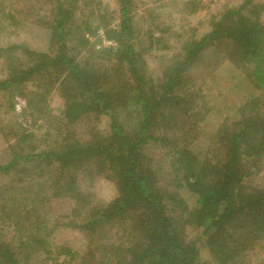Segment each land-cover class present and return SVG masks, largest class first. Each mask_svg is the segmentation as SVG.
I'll return each mask as SVG.
<instances>
[{
    "label": "trees",
    "instance_id": "1",
    "mask_svg": "<svg viewBox=\"0 0 264 264\" xmlns=\"http://www.w3.org/2000/svg\"><path fill=\"white\" fill-rule=\"evenodd\" d=\"M9 1L23 8L3 13L0 3V33L12 26L10 35L16 36L17 18L32 16L28 24L39 27L45 48L26 47L18 35L16 42L0 48L7 72L0 89L14 87L25 97L29 91L27 108L45 126L53 119L46 105L50 90L62 106L52 130L57 141L49 135L44 149L37 150L35 143L24 153L9 146L11 158L0 165V196L5 191L20 196L2 204L0 223L9 227L12 219L17 225L24 212L31 228H37L22 241L8 240V228L0 227V264H19L18 250L25 262L41 253L44 264L50 260V244L69 243L74 232L86 244L54 252L61 259L58 264H243L239 259L264 237V188L247 185L264 158V3L239 0L200 37L184 38L153 80L143 55L160 49L166 29L134 31L128 15L132 0H115L121 18L105 32L115 46L101 48L83 34L81 25L89 34L92 27L79 24L76 0ZM179 4L180 13L182 8L196 10L195 1ZM214 52L226 61L219 68L239 77L232 90L247 83L260 94H250L239 106L227 105L224 111L231 114L216 127L207 124L212 131L199 142V153L192 147L201 132L197 122L205 119L196 120L200 111L189 112L192 86L186 72L198 58ZM21 61L26 68L14 69ZM45 75L49 80L43 82ZM102 120L109 129L100 135L90 126ZM33 135H23L19 142L28 143ZM19 173L29 177L26 192L17 186ZM103 183L114 193L94 206ZM182 193L189 195L191 206ZM55 206H66L61 217L49 213ZM39 214H50V222ZM113 222L123 236L114 244L95 242L97 230H118L106 226ZM201 249L206 258H200Z\"/></svg>",
    "mask_w": 264,
    "mask_h": 264
},
{
    "label": "rangeland",
    "instance_id": "2",
    "mask_svg": "<svg viewBox=\"0 0 264 264\" xmlns=\"http://www.w3.org/2000/svg\"><path fill=\"white\" fill-rule=\"evenodd\" d=\"M179 1L183 2L186 0H132V8H134L128 15L132 18L134 31L143 32L146 30V28L153 27L154 29V26H159V30L163 28L166 29L164 40H162L161 44H159L157 47L160 49H156L153 51L154 53H147L143 55V61L147 68V74L153 78V80H157L160 77V73L169 63L167 60L173 56L175 53V48L184 38H191L194 35L200 37L204 32L210 29L209 26L212 20V24H214L216 21H218V17L222 15L226 9L235 8L239 3V0H188L191 3L192 1L196 2V6L194 7L196 9L195 12H192L191 8H182L183 11L180 13L179 10L176 9L177 7H183L181 4H179ZM258 1L264 3V0ZM15 2L16 1L12 2L9 0H5L3 2L0 0V3H3L1 5L3 8L2 12L8 13L10 9L16 7L23 8V5L20 2L16 4ZM75 2L77 4L76 18L78 19L79 24L87 22V24L92 27L90 28L92 33L89 34L87 31H85L84 25H81L83 34L88 38L89 42L95 44V47L97 48L108 45L110 47H114L115 43L106 37L105 32L106 30H109V28H115L119 24L121 15L119 14L118 3H116L115 0H91V2L90 0L89 2L84 0H76ZM98 5H100V9L98 8ZM102 9L105 11H101ZM145 12L150 14L151 18L144 14ZM262 12L263 15L261 18L263 19L264 11ZM99 16L104 17L102 21L98 20ZM17 19L21 23L19 27L20 30L16 33V36L18 35L19 37V42L26 47L35 50H43L45 45L44 41L42 40L41 31L40 33L38 32L39 27H31V25L28 24V21L32 19V16L29 18H27V16H19ZM9 28L10 31L6 30V32L0 33V48H4L10 42H16L17 40L16 36L12 34L10 35V33L13 32L12 26ZM154 34L157 36L160 35L158 31ZM133 43L136 44L135 39H133ZM5 58L6 56L0 55V79L5 77L7 73L4 67ZM224 62L226 61H224L222 55L214 52V54H211V56L203 55L201 58H198L194 65L190 66L186 72L187 77L191 81L190 86H192V98H190V100L188 99L190 106L189 112L200 111V114L195 117L196 120L198 118V121L202 120V116L205 119L204 124L197 122V126L201 129V132L194 142L195 145L192 147L195 152L200 153V150H202L203 146L201 143L199 144V142L204 138L208 139L206 135L212 131L210 127H207L206 125L212 124L214 127H216L218 121L221 122V119L223 120L225 116L231 114V111L228 113L224 111V108L227 105L228 108L229 106L233 107V105L239 106L249 98L250 94H254L255 96L260 94L259 90L252 91L250 85L247 83L240 84L241 87L232 90V86L239 77L235 74V72L229 70L226 71V67L222 66V68H219ZM17 64L18 65L13 67L16 70L26 68L24 61L18 62ZM46 80H49V75L44 76L43 82ZM42 90L44 91V88H42ZM54 91V89L50 90V93L46 96L47 109L49 110V114L53 119L47 124V126H45L43 125L44 122L40 119L35 122V118H37L39 115L34 114L32 116L31 112L27 108V97H31L29 91H27V97H25L21 96L19 90L15 89L14 87L0 89V165L5 164L7 160L11 158L9 154V146H12L13 150L15 151L24 153L29 151V148L34 146L35 143L37 150L44 149V139L50 138L49 135H51L50 141L58 140L57 134L52 133V130L53 127L57 126V120L62 103L54 94ZM146 92H150L148 87ZM221 95L225 98V104L223 103ZM133 109L134 107H131L130 110L127 111L130 113V118L128 117L126 120L131 119ZM90 128L93 132L103 135L105 134L106 130L108 131L109 126H107V123L105 124V122L102 120L100 122L97 121L96 123L93 121ZM31 132L34 134L33 137L35 139L24 144L19 142L21 140L20 137L30 134ZM41 139H43L42 142H39ZM146 150L150 152V149L147 148ZM19 175L21 177V181L17 184V186L22 188V192H26L24 187H26L25 182L27 179H29V177L26 175L24 178L22 173H19ZM159 176L161 177V175ZM162 176L168 182V177L165 174ZM171 179L172 178H170V180ZM2 183L3 180L1 178L0 187ZM170 183L171 181L167 183V187L170 186ZM247 185L255 188H264V158L259 172L256 174L254 173ZM113 193L114 190L110 188V185L107 183H103V185L100 184L96 189L94 195L95 197L92 201L94 202V206L99 205L102 202L106 203L109 201L112 198ZM182 195L185 204L191 206L192 201L189 199V195H185L183 193ZM19 197L20 196L16 195L15 193L10 194L5 191L3 195L0 196V207L2 204H6L11 200L14 201V199H18ZM26 206L30 207L29 204ZM26 206L24 209L28 208ZM66 209V206H62L60 210H57L55 206L54 211L49 213L55 217L53 214L55 212L59 214V217H61L62 214L65 213ZM50 214L47 216L41 214L39 215L42 219H44L43 221L47 220L50 222ZM26 217L27 215L22 212L18 217L20 222L15 225V221L11 219L12 223L9 224V227H7L8 223H0V227L8 228V240H16L19 238L23 241L27 236L31 237L33 232L37 230V228H31L34 226V224L33 222H27L28 220H25ZM106 226L118 228V230L120 229L117 222L106 224ZM49 227L50 224L46 225V230L49 229ZM118 230L116 232H109L106 228H104L102 233L97 230V236L94 241L100 242L101 244L104 243L106 245L112 243L114 244L119 240V238L123 236V232L120 234V230ZM71 238L73 240H69V243L67 244L63 241H53V243L50 241V245L52 246L50 247V260L44 264L60 263L61 259L58 258V260H56L55 258H57V256L53 254L54 252L60 250V248H72L74 251L75 246L86 244V239L84 240V238L76 232L73 233ZM74 242L75 244L72 246ZM252 247V249H248V251L245 253L247 256L245 258L242 256V258L240 257L241 259L239 260H242L243 264H263L261 259L264 257V237L259 238L255 243H253ZM202 250L203 249L200 250L199 256L200 258H206L207 253ZM22 256L23 254H21L20 250H18L16 257L19 259V264H41L39 260L43 258L41 253H39L37 255H32L28 259V262H25L22 260Z\"/></svg>",
    "mask_w": 264,
    "mask_h": 264
}]
</instances>
